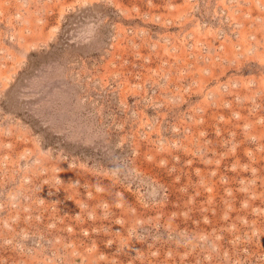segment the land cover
Wrapping results in <instances>:
<instances>
[{"label":"rangeland","instance_id":"rangeland-1","mask_svg":"<svg viewBox=\"0 0 264 264\" xmlns=\"http://www.w3.org/2000/svg\"><path fill=\"white\" fill-rule=\"evenodd\" d=\"M0 264H264V0H0Z\"/></svg>","mask_w":264,"mask_h":264}]
</instances>
